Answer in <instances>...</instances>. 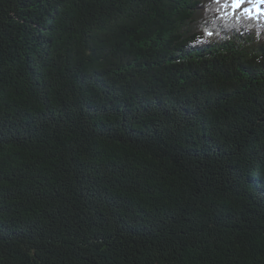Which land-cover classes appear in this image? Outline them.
Wrapping results in <instances>:
<instances>
[{
    "label": "trees",
    "instance_id": "trees-1",
    "mask_svg": "<svg viewBox=\"0 0 264 264\" xmlns=\"http://www.w3.org/2000/svg\"><path fill=\"white\" fill-rule=\"evenodd\" d=\"M200 2L0 0V264H264V46Z\"/></svg>",
    "mask_w": 264,
    "mask_h": 264
},
{
    "label": "rangeland",
    "instance_id": "rangeland-1",
    "mask_svg": "<svg viewBox=\"0 0 264 264\" xmlns=\"http://www.w3.org/2000/svg\"><path fill=\"white\" fill-rule=\"evenodd\" d=\"M200 1H201L200 3H202V4H206V1H205V0H200ZM192 18L194 19L193 16H192ZM179 27H180V26H179ZM184 31H187V29H186L184 26H182V27H180L179 30H177L176 34L178 35L179 33H183ZM178 32H179V33H178ZM180 41H181V40H180ZM182 42H184V41H182ZM195 43H198V40H195ZM231 113H233V112H231ZM220 114H222V113H220ZM212 116H213V115H212ZM213 117H216V116H213ZM204 162H205V160H203L202 162H200L199 165H200V168L206 170V164H207V163H206L205 166H204V165H203ZM176 165L179 166L181 169H185L179 161H176ZM197 168H198V167H197ZM200 168H198V172H201L202 169H200ZM207 168H208V170H209V169L212 168V166H210V167L208 166ZM211 170H213V168H212ZM210 174H211V173H210ZM210 174H209V175H210Z\"/></svg>",
    "mask_w": 264,
    "mask_h": 264
},
{
    "label": "snow or ice",
    "instance_id": "snow-or-ice-1",
    "mask_svg": "<svg viewBox=\"0 0 264 264\" xmlns=\"http://www.w3.org/2000/svg\"><path fill=\"white\" fill-rule=\"evenodd\" d=\"M247 2H249V0H232V3L235 4L237 7L244 5ZM225 6L231 7L232 5L229 4V5H225Z\"/></svg>",
    "mask_w": 264,
    "mask_h": 264
},
{
    "label": "bare ground",
    "instance_id": "bare-ground-1",
    "mask_svg": "<svg viewBox=\"0 0 264 264\" xmlns=\"http://www.w3.org/2000/svg\"><path fill=\"white\" fill-rule=\"evenodd\" d=\"M111 133V132H110ZM252 167V166H251ZM264 177V176H263Z\"/></svg>",
    "mask_w": 264,
    "mask_h": 264
}]
</instances>
